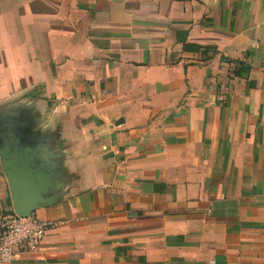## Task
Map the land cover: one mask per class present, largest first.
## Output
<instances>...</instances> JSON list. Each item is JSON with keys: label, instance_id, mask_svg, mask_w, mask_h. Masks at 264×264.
Here are the masks:
<instances>
[{"label": "crops", "instance_id": "0c3cea01", "mask_svg": "<svg viewBox=\"0 0 264 264\" xmlns=\"http://www.w3.org/2000/svg\"><path fill=\"white\" fill-rule=\"evenodd\" d=\"M32 100L73 179L0 264H264V0H0V104Z\"/></svg>", "mask_w": 264, "mask_h": 264}, {"label": "water", "instance_id": "95a60500", "mask_svg": "<svg viewBox=\"0 0 264 264\" xmlns=\"http://www.w3.org/2000/svg\"><path fill=\"white\" fill-rule=\"evenodd\" d=\"M42 118L35 100L0 104V165L12 210L21 217L58 203L73 179L59 129L44 127Z\"/></svg>", "mask_w": 264, "mask_h": 264}, {"label": "built area", "instance_id": "2783aa9c", "mask_svg": "<svg viewBox=\"0 0 264 264\" xmlns=\"http://www.w3.org/2000/svg\"><path fill=\"white\" fill-rule=\"evenodd\" d=\"M55 222L38 219L33 213L21 217L13 211L0 215V262L13 260L18 253L36 252Z\"/></svg>", "mask_w": 264, "mask_h": 264}]
</instances>
